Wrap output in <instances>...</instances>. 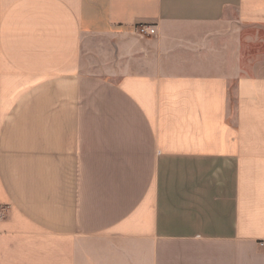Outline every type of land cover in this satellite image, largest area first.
<instances>
[{"label": "crops", "instance_id": "obj_1", "mask_svg": "<svg viewBox=\"0 0 264 264\" xmlns=\"http://www.w3.org/2000/svg\"><path fill=\"white\" fill-rule=\"evenodd\" d=\"M222 24L264 0H0V264H264V57Z\"/></svg>", "mask_w": 264, "mask_h": 264}, {"label": "rangeland", "instance_id": "obj_2", "mask_svg": "<svg viewBox=\"0 0 264 264\" xmlns=\"http://www.w3.org/2000/svg\"><path fill=\"white\" fill-rule=\"evenodd\" d=\"M216 31L220 32L213 45L216 56L230 58L229 61L247 69L254 59L264 57L263 28H239L222 24L216 28Z\"/></svg>", "mask_w": 264, "mask_h": 264}, {"label": "built area", "instance_id": "obj_3", "mask_svg": "<svg viewBox=\"0 0 264 264\" xmlns=\"http://www.w3.org/2000/svg\"><path fill=\"white\" fill-rule=\"evenodd\" d=\"M135 32L141 37L154 35L156 33V28L153 25L140 23L136 25Z\"/></svg>", "mask_w": 264, "mask_h": 264}]
</instances>
